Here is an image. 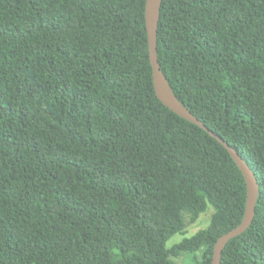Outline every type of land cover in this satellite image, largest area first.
<instances>
[{"label": "trees", "instance_id": "1", "mask_svg": "<svg viewBox=\"0 0 264 264\" xmlns=\"http://www.w3.org/2000/svg\"><path fill=\"white\" fill-rule=\"evenodd\" d=\"M146 2L0 0V264H212L242 223L235 161L156 95ZM157 47L259 181L222 264H264V0H163Z\"/></svg>", "mask_w": 264, "mask_h": 264}, {"label": "water", "instance_id": "2", "mask_svg": "<svg viewBox=\"0 0 264 264\" xmlns=\"http://www.w3.org/2000/svg\"><path fill=\"white\" fill-rule=\"evenodd\" d=\"M163 0H147L145 9V20L149 40L150 63L153 69V83L158 99L179 117L197 125L212 137L216 138L228 151L232 159L241 170L247 186V202L242 223L229 233L221 236L216 242L213 251L212 264H222V255L228 243L244 234L252 225L256 216V207L260 194L258 178L251 166L243 157L226 141L212 132L204 123L186 108L175 95L168 79L161 69L158 59L157 32L161 17Z\"/></svg>", "mask_w": 264, "mask_h": 264}, {"label": "rangeland", "instance_id": "3", "mask_svg": "<svg viewBox=\"0 0 264 264\" xmlns=\"http://www.w3.org/2000/svg\"><path fill=\"white\" fill-rule=\"evenodd\" d=\"M209 221H210V216H209V215L202 217L201 220L198 222L197 225L192 226V227L189 229V234H188V236H192V235L195 234L197 231L206 228V227L208 226V224H209ZM182 239H183L182 237L178 236V237H176L175 239H173L172 242H171L170 244L172 245L173 243L180 242ZM177 264H184V260H178V261H177Z\"/></svg>", "mask_w": 264, "mask_h": 264}]
</instances>
